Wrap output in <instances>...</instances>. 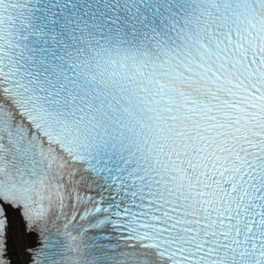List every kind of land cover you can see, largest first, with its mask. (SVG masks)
<instances>
[{"label":"snow or ice","instance_id":"snow-or-ice-1","mask_svg":"<svg viewBox=\"0 0 264 264\" xmlns=\"http://www.w3.org/2000/svg\"><path fill=\"white\" fill-rule=\"evenodd\" d=\"M0 264H264V0H0Z\"/></svg>","mask_w":264,"mask_h":264}]
</instances>
